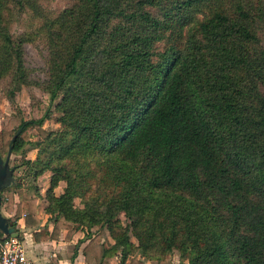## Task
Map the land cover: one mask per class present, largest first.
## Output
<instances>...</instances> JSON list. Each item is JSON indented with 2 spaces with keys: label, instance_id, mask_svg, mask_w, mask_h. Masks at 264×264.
<instances>
[{
  "label": "trees",
  "instance_id": "trees-1",
  "mask_svg": "<svg viewBox=\"0 0 264 264\" xmlns=\"http://www.w3.org/2000/svg\"><path fill=\"white\" fill-rule=\"evenodd\" d=\"M9 1L34 4L0 0V79L9 76L5 94L14 103L32 81L28 37L14 36L5 21ZM72 1L54 16L41 13V85L49 103L58 98L60 126H43L47 107L0 130L5 157L9 146L24 152L33 128L39 154L26 162L35 177L49 175L34 192L3 185L6 202L20 196L8 219L15 227L23 214L25 225H38L45 187L53 228L34 237L57 238L66 228L71 238L81 229L86 262L111 264L118 253L115 264H147L143 255L156 250L155 264H167L163 255L178 248L188 264H264V0ZM98 224L110 245L86 229Z\"/></svg>",
  "mask_w": 264,
  "mask_h": 264
},
{
  "label": "rangeland",
  "instance_id": "rangeland-1",
  "mask_svg": "<svg viewBox=\"0 0 264 264\" xmlns=\"http://www.w3.org/2000/svg\"><path fill=\"white\" fill-rule=\"evenodd\" d=\"M72 0H31L34 4L33 8H30L29 4H25L22 7L16 6L13 2L9 1L3 7L5 14V21L8 25L10 32L14 35H26L28 40L24 42V61L28 72V76L31 79V83L23 85L21 89L15 95V102H10L5 94V87L8 84L9 76L0 79V130L8 122L9 119H13L15 123H19L21 119H29L34 112L40 115L48 107L50 109V117L45 119L43 126L46 129H57L60 126L58 122L59 112L55 110L54 103L58 101V98L51 104L49 103L48 93H46L42 87V82L47 78V43L43 30L44 16H54L61 9L70 5ZM41 13L44 16H41ZM200 14V13H199ZM31 143H27L24 148V152L15 153L11 152L8 162V169L12 175L7 174L5 183H8V188L17 189L16 182L20 183L23 187H30V191L34 192L33 187L46 186L48 184L49 175L41 174L38 176L33 175L34 166L33 163L26 162L32 161L36 155H38V147L35 146V141H40L42 138L37 134L33 128H29ZM65 163L70 166V161L64 159ZM7 169V170H8ZM8 172V171H7ZM65 181L60 180L58 186H56V192L62 191L65 186ZM45 188V187H44ZM37 189V188H36ZM45 189H41L38 196V206L40 209H44L46 200L44 197ZM3 198L1 202V210L7 217L5 211L10 210L13 203H8L4 199L6 197V190H3ZM73 203L76 206H82L81 199L75 197ZM120 223L123 226L129 225L130 220L126 217L123 211L118 214ZM89 234H93L100 238L106 245H110L113 239L110 237L106 227L93 225L90 228H86ZM85 230V229H84ZM130 239L134 244H137V239L133 235L131 229L129 230ZM132 253L136 256H141L142 253L138 248H135ZM160 251L152 250L143 257L147 264H155V256L159 255ZM118 257L111 259V264H115ZM163 259L167 264H188L186 258H181V252L178 248H173L163 255Z\"/></svg>",
  "mask_w": 264,
  "mask_h": 264
},
{
  "label": "crops",
  "instance_id": "crops-1",
  "mask_svg": "<svg viewBox=\"0 0 264 264\" xmlns=\"http://www.w3.org/2000/svg\"><path fill=\"white\" fill-rule=\"evenodd\" d=\"M41 189L45 188L43 187ZM59 192H56V194ZM19 200L20 196L17 193H14L13 206H10V210L5 211L7 215L10 216L15 212L16 202ZM37 202L38 199L36 200V214L40 220L38 225H25L23 214L16 220L15 227H17L19 235L22 238L27 256L36 264H93V262H86L84 258L82 249L87 240L78 243V240L84 237V231L81 229H77L72 234L71 238L65 237L67 232L66 228L60 229L57 238H45L41 236L36 239L34 237L33 232L39 231L45 226L50 232L53 228L54 222L52 217H50V214L45 211V208H39ZM75 248L77 251L73 256Z\"/></svg>",
  "mask_w": 264,
  "mask_h": 264
},
{
  "label": "built area",
  "instance_id": "built-area-1",
  "mask_svg": "<svg viewBox=\"0 0 264 264\" xmlns=\"http://www.w3.org/2000/svg\"><path fill=\"white\" fill-rule=\"evenodd\" d=\"M0 264H36L27 256L19 232L0 236Z\"/></svg>",
  "mask_w": 264,
  "mask_h": 264
},
{
  "label": "water",
  "instance_id": "water-1",
  "mask_svg": "<svg viewBox=\"0 0 264 264\" xmlns=\"http://www.w3.org/2000/svg\"><path fill=\"white\" fill-rule=\"evenodd\" d=\"M14 136L12 138H14ZM10 153H11V148L9 146L7 154L5 155V157H2L0 155V189L5 184L7 174L11 173L10 169H8V162H9ZM1 202H2V196L0 193V230L4 234L17 235L18 232L15 230V227H14L12 221L9 220L8 217L2 213Z\"/></svg>",
  "mask_w": 264,
  "mask_h": 264
}]
</instances>
